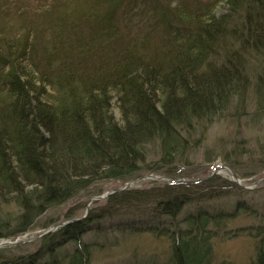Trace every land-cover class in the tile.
I'll use <instances>...</instances> for the list:
<instances>
[{
	"label": "trees",
	"instance_id": "obj_1",
	"mask_svg": "<svg viewBox=\"0 0 264 264\" xmlns=\"http://www.w3.org/2000/svg\"><path fill=\"white\" fill-rule=\"evenodd\" d=\"M239 2L234 0L231 4L237 8ZM255 2L258 0L252 4L259 7ZM154 4L147 10L146 0L142 3V14L147 15L140 18L142 23L150 27L157 19H162L161 26L166 31H170L168 20L178 21L181 25L173 27L172 32L164 36L169 41L163 46L162 55L165 57L161 55V58L164 62L151 58L153 53H148L140 44L138 51L141 53L129 46L117 50L115 38L120 32L119 27L112 23L105 27L100 25L105 11L85 16L84 21L76 19L79 23L75 24L71 34H67L69 37L61 35L58 43L46 51L37 50L29 37L4 34L1 38L5 65L10 67L0 80L6 81L8 92L15 95L9 96L8 100L2 95L0 86V175H8L14 184L10 191H0V199L6 203L13 199L19 209L13 217L17 221L14 226L9 225L13 219L10 215L0 219V238L27 232L42 212L76 196L95 180H127L124 176L128 170H135V164L143 160L137 148L152 135L150 128L154 127L158 133L168 132L187 117L222 110L231 86L238 82L240 55L230 50L221 66L207 67L205 72L197 73L194 69L211 46L227 35V31L241 45L258 41V17L249 14V3L246 2L243 6L247 16L240 20L239 26L226 27L223 23L225 17H215L214 11L208 7L203 10L192 7L186 11L184 7L175 6L171 14H165L163 8L154 9ZM65 17L64 22L70 21V16ZM240 31H245V35ZM190 46H196L197 53ZM34 50L44 54L35 55ZM49 86L57 93L56 100L42 102L40 94L45 95V87ZM111 91L115 92L121 109L118 122H114L111 115ZM7 123L16 130L13 140L4 137L6 132L2 126ZM74 143L88 153L84 158L94 159V162L82 165V168L74 162L78 160V153L71 146ZM82 151L79 155L83 154ZM169 155L161 159L167 158L169 163ZM14 164L21 175H17L15 168H10ZM163 173L174 174L171 170ZM214 178L216 176L186 185L210 184ZM23 179L26 184H34L27 192ZM174 185L183 184L158 186L157 183L154 184L156 187L149 188L150 192L128 189L110 194L106 203L125 202L123 207L128 215L148 211L144 207L134 208L137 202L152 199V204H156L153 211L149 210L154 213V225L131 219L118 223L116 229L130 233L145 228L153 234L170 238V256L165 263L158 264H209L211 239L215 232L209 224L225 216L198 210L186 212L179 218L184 206L190 202L191 194L183 189L179 191L180 186ZM1 211L3 208L0 207ZM111 215L114 212H88L85 217L43 236L40 240L42 247L32 254L12 256L13 251H22L33 242L2 248L0 264H90L91 245L96 242H83L81 238L85 233L102 231L99 226L102 218ZM253 235L258 237L254 264H264V226L255 228ZM72 241L74 246L66 245Z\"/></svg>",
	"mask_w": 264,
	"mask_h": 264
},
{
	"label": "rangeland",
	"instance_id": "obj_2",
	"mask_svg": "<svg viewBox=\"0 0 264 264\" xmlns=\"http://www.w3.org/2000/svg\"><path fill=\"white\" fill-rule=\"evenodd\" d=\"M232 1L234 2V0H146L147 10H150L152 4L155 3L153 8L157 10L163 8L162 12L165 14H171L172 8L175 6L176 8L184 7L186 11L192 7L201 8L200 10L208 7L209 10L214 11L215 17H225L223 23L226 27H232L235 24L239 26L240 20L243 21L247 16L243 6L247 2V4L249 3V14L257 16L259 19L257 21H259L260 27L256 32L259 39L241 45V42H238L235 37L231 38V32L228 35L227 31V35L222 37L223 39L219 38L213 44L217 46V49H213L212 45L206 52L209 61L212 62L210 64H213L214 68L226 62L230 50L240 55V63L236 62L238 63V82L231 86L228 97L223 102L225 104H223L222 110L217 113L207 112L199 117H187L181 121L180 125L168 132L158 133L154 127L150 128L149 132L152 135L145 138L137 148L139 156H142L143 160L135 164V170H128L124 176L127 180L102 179L92 183L87 189L81 190L80 193L64 203L49 207L32 222V228L29 231L19 236L20 241L34 237L35 239L30 241L33 243L23 247L22 251H13L12 256L20 257L38 251V248L42 247L40 240L43 236L37 237L42 234L45 228L49 227L47 223L50 225L53 222L59 224L66 220L86 216L88 212L94 214L114 212L113 216L102 218L99 225L102 226V231L85 233L81 238L83 242H96V245L94 243L91 245L93 250H91L90 264L165 263L172 249L170 238L153 234L145 228L130 233L126 231L123 233L116 229L118 223L130 222L131 219L137 220L139 223L145 222L154 225L156 222L154 213L149 211H153L152 207L156 205L152 204L154 200L137 202L134 208L144 207L148 211L128 215L127 209L123 207L125 202L117 205L106 203V199L114 192L101 199L92 201L90 199L102 196L113 189H119L116 192L128 189H142L150 192L149 188L154 186L152 181H139L137 176L147 175L148 168H156L155 165H158L161 158L170 154L168 156L170 162L178 164V168L182 170L180 175L192 180L176 181L183 185H174L180 186L179 191L183 189L191 194L190 202L184 206L179 218L186 212L192 213L198 210L225 216L218 222L212 221L209 224V227L215 230L214 237L211 239L212 257L209 264H254L257 257L258 237H254L253 233L255 228L264 226V182L256 184L257 181L264 178V0L255 2L261 8L252 4L254 0H243L242 2L240 0L237 8L232 5ZM143 2L144 0H0V76L4 75L10 67L5 65V49L1 45V38L4 34L18 38L29 37L37 50L44 49L43 51H46L58 43V40L62 38L61 35L69 37L67 34H71L75 24L79 23L76 19L81 21L85 16L99 15L103 11H105L102 14L103 23L100 25L105 27L112 23L119 27L120 32L115 38L117 50L121 51L129 46L136 48L137 52L141 53L138 51L140 44L144 50H148V53H153L151 58L156 57L164 62L162 60L165 57L164 54L162 55L163 46L169 44L168 39L164 36L168 32H172L173 27L177 28L176 26L181 25L178 21L166 19L169 21L166 22L170 27V31L169 29L166 31L164 26H161L164 21L162 19H157L153 23L154 26L150 27L148 24L142 23L140 18L147 16L142 14ZM107 13L108 15H105ZM65 16H70V21L64 22ZM109 16L112 18L111 21ZM129 23L132 26L129 27ZM89 30L91 31V29ZM232 32L234 33V31ZM240 33L245 35V31H240ZM146 43L147 45H145ZM34 52L37 53L35 55L44 54V52L36 50ZM109 54L112 58V53ZM201 67L193 68L195 73L203 72ZM0 86L4 93L2 95H6L8 100L9 96L15 95L12 91L8 92L6 81L0 80ZM45 92V95L40 94L42 102L50 103L53 99L56 100L57 93L50 86L45 87ZM110 93L112 95L111 115L114 122H118L121 109H119L115 92L111 91ZM130 105L128 104V106ZM128 106L126 105V108ZM9 123L2 126L6 132L4 137L8 136V140H13L12 137L15 136L16 130ZM71 146L73 151L78 153V157H76L78 160L74 162L81 165V168L82 165L86 166L94 160L84 158L88 153L82 151L77 143ZM80 151L83 154L79 155ZM10 153L12 154V152ZM223 165L229 167L230 172L241 180L242 185H247L250 188H243L233 180V176L229 172L220 170ZM167 167L164 170L168 171ZM10 168H15L17 175H21L17 172V165L14 164V167ZM172 169L175 168L172 167ZM176 172L179 171L176 169ZM214 176L216 178L211 180L210 184L198 183L191 187L186 185L191 182L203 181L199 180L202 178L205 181ZM29 178H26L27 181ZM27 181L22 180L25 192L34 186L33 180L29 181L32 182L30 184H26ZM155 181L158 186L163 183L161 180ZM128 182L131 184L125 188ZM12 186H14L13 181L9 179L8 175H0V191H10ZM0 207L3 208L0 213L1 220L9 215L10 218H13L19 209L13 199L7 203L0 199ZM14 218L10 220V226H14L17 222ZM110 222L114 225H111ZM27 243L29 242L26 241L19 245ZM66 245L74 246V242H69ZM16 246H8V248Z\"/></svg>",
	"mask_w": 264,
	"mask_h": 264
},
{
	"label": "bare ground",
	"instance_id": "obj_3",
	"mask_svg": "<svg viewBox=\"0 0 264 264\" xmlns=\"http://www.w3.org/2000/svg\"><path fill=\"white\" fill-rule=\"evenodd\" d=\"M191 47V49H192V51H194L195 53H197V51H198V48L196 47V46H190ZM217 46H215V47H213V49H217L216 48ZM203 53H204V51H203ZM200 63V64H199ZM198 63V67L200 68V66H202L201 67V70H203V72L204 71H206V68L207 67H211L213 64H210V63H212L211 61H209V59H208V57H207V55H205V57L202 59V61H200ZM204 67V69H202ZM117 103H118V101H117ZM172 162H170V163H168V159L167 158H164V159H161L160 160V162L158 163V165H155V167L156 168H154V167H151V168H148L147 169V171H148V174L147 175H144V176H137V180H139V181H145V180H151L152 181V183L153 184H157L156 183V181L155 180H161V181H163V183H161V184H168V183H174V182H176V181H180V182H184V181H186V178L184 177V175L183 176H181L180 174H181V172H182V170H181V168H178V164H174V163H172ZM168 166V167H167ZM223 166H225L226 167V165H223ZM223 166H221L220 167V170H222L221 168L223 167ZM168 168L169 170H171V171H173L174 172V174H172V175H168V174H166V173H163L164 171H162V170H164L165 168ZM172 167L173 168H175L174 170L172 169ZM229 168V167H228ZM176 169L179 171V172H176ZM230 170V169H229ZM228 172V171H227ZM107 180H119V179H107ZM98 181H100V180H95V181H93L92 183H95V182H98ZM92 183L90 184V185H92ZM89 185V186H90ZM88 186V187H89ZM87 187V188H88ZM116 192V191H115ZM114 192V193H115ZM91 200V199H90ZM55 225H58V224H52V225H49V227H47V228H45V230L42 232V233H44L45 235L44 236H46V235H48V234H51V233H54V232H56L58 229H59V227H62V226H59V227H57V228H55V229H51V230H47V229H49L50 227H52V226H55ZM64 226V225H63ZM32 227L30 226L29 227V229H28V231L31 229ZM47 230V231H46ZM26 232H24V233H21V234H18V235H15V236H12V237H1L0 238V241H7V240H14V239H18L19 240V236H21V235H23V234H25ZM3 241V242H4ZM5 247H8V246H5ZM1 248H3V247H1Z\"/></svg>",
	"mask_w": 264,
	"mask_h": 264
},
{
	"label": "water",
	"instance_id": "obj_4",
	"mask_svg": "<svg viewBox=\"0 0 264 264\" xmlns=\"http://www.w3.org/2000/svg\"><path fill=\"white\" fill-rule=\"evenodd\" d=\"M221 169L228 171L229 174H231V175L233 176V180H234L237 184H240L243 188H246V189L250 188V187L247 186V185H242V184H241V180L238 179V178H236V177H234V175L230 172V170H229L227 167L223 166ZM199 180H204V178L199 179ZM186 181H192V180H191V179H186ZM261 182H264V178H262V179H260L259 181H257L256 184H257V183H261ZM130 184H131V182L126 183L125 188H127ZM120 190H121V189H120ZM115 191H119V189L109 190V191H107L106 193H104L102 196H98V197H94V198H92L91 201L94 200V199H95V200H96V199H101V198L105 197L107 194L112 193V192H115ZM91 201H90V202H91ZM76 220H77V219L66 220V221H64V222L59 223L58 225H55V226L50 227V228L47 229V230L49 231V230H51V229H55V228H57V227H59V226H63V225H65V224L69 223V222H73V221H76ZM47 230H46V231H47ZM44 233H45V232H44ZM44 233H42L41 235H39L37 238H40V237L44 236V235H45ZM34 239H35L34 237H31V238H29V239H27V240H25V241H20V240H18V239L7 240V241H4V240H3L4 242H3V241H0V248H1V247H5V246L19 245V244H22V243H24V242H26V241L29 242V241L34 240Z\"/></svg>",
	"mask_w": 264,
	"mask_h": 264
}]
</instances>
